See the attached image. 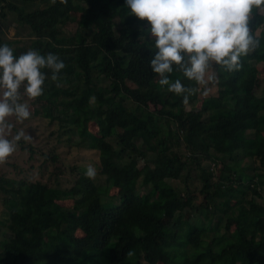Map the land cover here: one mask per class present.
<instances>
[{
    "label": "trees",
    "instance_id": "1",
    "mask_svg": "<svg viewBox=\"0 0 264 264\" xmlns=\"http://www.w3.org/2000/svg\"><path fill=\"white\" fill-rule=\"evenodd\" d=\"M8 10L27 51L56 54L66 65L58 82L44 70V94L33 105L67 128L70 145L98 152L99 164L94 179L72 167L68 189L0 178L9 216L0 222V264H264L263 12L252 15L259 46L241 68L214 66L217 92L205 96L201 87L185 106L158 84L149 25L125 0H2L0 18ZM13 25L0 45L11 47ZM177 78L197 87L174 71ZM58 161L46 156L44 171ZM54 172L58 180L65 169Z\"/></svg>",
    "mask_w": 264,
    "mask_h": 264
},
{
    "label": "clouds",
    "instance_id": "2",
    "mask_svg": "<svg viewBox=\"0 0 264 264\" xmlns=\"http://www.w3.org/2000/svg\"><path fill=\"white\" fill-rule=\"evenodd\" d=\"M125 6L130 15L149 25L147 36L155 49L150 67L159 77L158 84L183 97L185 106L201 87L207 95V85L216 80L214 66L229 73L237 71L241 58L259 46L249 25L254 12H264V0H125ZM145 38L140 36L141 41ZM65 67L56 54L29 49L17 56L8 44L0 45V165L16 152L19 141L31 140L22 129L13 135V129L31 117L28 101L44 94L48 78L44 70L58 82ZM174 71L197 87L170 79ZM13 117L15 123L10 122ZM96 175L89 165L85 176L94 179Z\"/></svg>",
    "mask_w": 264,
    "mask_h": 264
},
{
    "label": "rangeland",
    "instance_id": "3",
    "mask_svg": "<svg viewBox=\"0 0 264 264\" xmlns=\"http://www.w3.org/2000/svg\"><path fill=\"white\" fill-rule=\"evenodd\" d=\"M16 3L21 5L20 1ZM40 5V3H37L33 5L31 9L36 10L40 7ZM12 21L14 22V25L11 27V31L8 32L6 41H10L9 43L11 44V48H16L15 50L21 54L20 51L22 49L26 48L27 51L29 41L26 38L21 39L22 41L15 39L14 28L18 24L15 21V15L10 10L7 11L5 18H0V34L3 35L6 33L8 23ZM80 24L81 28H85L87 22L85 19H81ZM66 29L68 32L74 33L78 29V24H68ZM257 35L264 37V27L259 29ZM80 41L81 40L79 39V42ZM124 56H126L124 62V66H126L129 56ZM258 68L262 74L260 79L261 88L258 91V94L262 95L264 91V64H258ZM212 74H214V70H212ZM215 85V82H209L207 85V95H204L210 96L211 94L217 92ZM21 91L23 93V90ZM24 99H26V97H24ZM28 103L30 105L31 117L28 120H25L23 124L16 123L15 128L13 129V135H15L18 130L22 129L27 135L31 136V140L26 142L22 139L18 142L16 152L8 158L7 163L0 165V178L3 177L7 182L21 179L43 181L55 186L58 184L61 188L68 189L74 185L75 178L77 176V171H70L72 167H76L81 173H85L89 165H92L95 169H97V165L99 164L98 152L79 149L70 145L72 143L69 138H67V134L63 131V129L67 130V128L62 127L61 124H58V122L51 123L50 119L46 115V111L41 106L33 105L32 101H28ZM201 105L202 103L199 104V106ZM120 107H122V105H120ZM10 122L15 123V118H10ZM91 130L95 132L93 125L91 126ZM111 142L114 143L115 138H113ZM139 149L143 150L140 142ZM46 156H57L59 161L56 166L52 165V163H48L49 165H46L48 169L47 171H44L43 162ZM142 162L143 160L141 159L139 164ZM57 167L65 169L64 174L62 173L58 180L51 176L52 173H55L54 171ZM99 181L104 182V179L101 178ZM171 183L174 187H176L177 184L180 186L179 182L172 181ZM4 187H8L6 183H4ZM115 194L116 191L112 190L110 197L108 198L113 203L117 202L116 199H113ZM3 197L4 194L1 193L0 198ZM8 220V213L3 206V203L0 201V222L7 223Z\"/></svg>",
    "mask_w": 264,
    "mask_h": 264
},
{
    "label": "built area",
    "instance_id": "4",
    "mask_svg": "<svg viewBox=\"0 0 264 264\" xmlns=\"http://www.w3.org/2000/svg\"><path fill=\"white\" fill-rule=\"evenodd\" d=\"M2 13V0H0V14Z\"/></svg>",
    "mask_w": 264,
    "mask_h": 264
},
{
    "label": "crops",
    "instance_id": "5",
    "mask_svg": "<svg viewBox=\"0 0 264 264\" xmlns=\"http://www.w3.org/2000/svg\"><path fill=\"white\" fill-rule=\"evenodd\" d=\"M14 31V30H13Z\"/></svg>",
    "mask_w": 264,
    "mask_h": 264
}]
</instances>
